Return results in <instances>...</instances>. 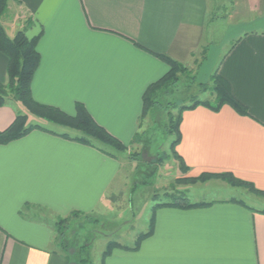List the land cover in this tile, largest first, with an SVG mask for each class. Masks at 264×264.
Segmentation results:
<instances>
[{
  "label": "crops",
  "instance_id": "0c3cea01",
  "mask_svg": "<svg viewBox=\"0 0 264 264\" xmlns=\"http://www.w3.org/2000/svg\"><path fill=\"white\" fill-rule=\"evenodd\" d=\"M213 7L211 0H9L1 23L10 38L20 31L39 37L36 102L70 115L80 102L127 146L139 132L145 91L170 69L157 54L206 64V75L218 64L215 73L249 116L229 105L185 111L176 151L191 177L227 172L264 190V23L218 31ZM8 63L0 52V84ZM25 113L6 99L0 132ZM122 171L116 155L44 130L0 145V264H71L55 220L29 211L109 216L107 196ZM207 202L158 208L154 232L140 248L115 247L104 264H264V214L230 199Z\"/></svg>",
  "mask_w": 264,
  "mask_h": 264
},
{
  "label": "rangeland",
  "instance_id": "374dc122",
  "mask_svg": "<svg viewBox=\"0 0 264 264\" xmlns=\"http://www.w3.org/2000/svg\"><path fill=\"white\" fill-rule=\"evenodd\" d=\"M212 7L214 18L219 20L215 23L218 31L226 24L249 25V29L264 23V0H211V10ZM6 14L7 11L2 17ZM8 14L10 16V12ZM213 25L214 22L209 27ZM197 58L200 60L199 56ZM196 65L183 64L184 71L179 74V82L172 87L173 93L160 95L158 105L144 116L137 132L139 135L126 150L116 151L96 142L103 149L113 152L123 164L115 189L107 196L114 206L109 216L71 214L54 217L45 209L29 211L41 220H55V230L63 234L59 236V244L71 264H101L102 254L109 243L134 246L138 236L149 230L153 207L157 202H171L176 197H184L189 203L236 199L252 208L264 209V197L252 194L245 187L234 186L221 177L188 181V178L201 175L191 177L181 169V163L172 149L176 132L169 130L176 124L183 105L190 104L192 100L208 102L215 98L212 74H215L218 64L211 75L205 74L208 65L201 64L203 68ZM5 93L6 99L13 98L8 88ZM32 121L72 137L80 134L31 116L29 123Z\"/></svg>",
  "mask_w": 264,
  "mask_h": 264
},
{
  "label": "trees",
  "instance_id": "16d2710c",
  "mask_svg": "<svg viewBox=\"0 0 264 264\" xmlns=\"http://www.w3.org/2000/svg\"><path fill=\"white\" fill-rule=\"evenodd\" d=\"M8 2L9 0H0V52L4 53L8 57L9 61L6 81L7 84H0V106L6 103L7 96L5 90H7L8 88L13 95V98L25 107L27 113L18 114L14 122L6 130L0 132V145L8 144L12 141L18 140L28 135L33 130H44L52 134L60 135L64 138L77 141L81 144L97 148L113 157H115L113 152H109L103 149V147L100 148L96 144V142L110 147L116 151L126 150L127 145L123 144L119 139L110 134L104 127L99 125L86 109L84 104L78 102L76 104L75 115H70L57 107L43 105L33 99L31 90L32 81L41 61L40 54L37 50L39 37L29 39L23 31L18 32L14 38H10L8 36L5 28L1 23V17L8 9ZM157 56L164 62H166L169 65L170 69L167 74H165L158 81L151 84L145 91L143 95V112L140 117L139 125H141L142 119L148 113V111H151L155 106L158 105V98L160 97V95L173 93L172 87H174L179 82V74L184 71L182 63L166 55L157 54ZM213 80L215 84L214 86H212V91L215 95V98L212 101L208 102L192 100L190 104L183 105L176 118V124L172 125V129L169 130L170 132H176V139L172 145V149L177 159L181 163V169L185 170L186 172H188L189 168L176 151L177 145H179L182 138L180 125L183 113L185 111L196 109L199 106H204L214 112H219L224 105H229L238 114L242 116H249L247 108L232 94L229 88V84L226 82V80L219 76L217 73L213 74ZM31 116L43 120L47 123L56 124L63 128H69L71 130L79 132L80 134L72 137L66 133H57L55 131L47 129L38 123L30 124L29 121ZM138 135L139 134L135 135L133 142ZM206 177H221L223 179H228V181L232 185L237 187H245L252 194L264 197V190H260L254 184L237 178L232 173H204L198 178H188L187 180L197 181ZM154 200L157 201V199ZM230 200L239 205L250 208V206H248L242 200ZM209 205H211V203L209 202H185L184 197H176L172 199L171 202H157L153 207L149 230L146 233H142L138 236L137 242L133 247L121 246L116 242L109 243L106 251L102 254L101 264L105 263V259L108 255L111 254L112 250L115 247H120L127 250H138L141 246L142 241L150 237L154 232L156 210L158 208L172 206L177 208L191 209ZM29 207L30 206H25V208L23 209ZM23 211L24 210H21L20 213L23 214ZM258 212L264 214V209H259ZM72 214L77 216L80 215L76 212H73ZM58 235L62 236L63 234L58 230Z\"/></svg>",
  "mask_w": 264,
  "mask_h": 264
}]
</instances>
